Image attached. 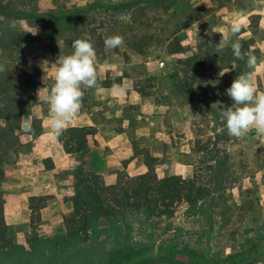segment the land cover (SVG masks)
Returning a JSON list of instances; mask_svg holds the SVG:
<instances>
[{"label": "rangeland", "instance_id": "rangeland-1", "mask_svg": "<svg viewBox=\"0 0 264 264\" xmlns=\"http://www.w3.org/2000/svg\"><path fill=\"white\" fill-rule=\"evenodd\" d=\"M260 1L36 0V9L50 15L44 28L36 19L0 17L4 82L16 79L19 71L27 77L36 70L41 82L39 68L44 59L68 61L85 36L95 34L114 43L104 48L105 61L124 62L125 73L139 80L146 91H154L162 102L187 106L177 124L169 122L174 110L167 115L172 142L180 147L191 138L194 144L191 155L178 150L177 159L193 165L198 184L218 187L212 199L194 209L189 210L184 202L178 204L172 218L149 219L133 213L128 219L120 214L113 220H100L86 242L66 244L65 216L59 219L63 226L53 240L39 238L41 221H30L31 230L9 228L11 244L0 250V264H264V51L254 45L244 55L246 73L240 77L229 60L233 55L229 37L237 33L233 24L239 23L240 31L246 25L252 29L248 12L258 2L264 11ZM70 26L77 27L75 34ZM13 31L29 33L36 40L21 51H12L5 43ZM244 34L247 31L242 38ZM254 34L249 39L263 41L264 27L258 25ZM76 36L81 39L75 40ZM192 54H198L204 64L195 85L198 94L189 86L192 73L187 74L180 64ZM67 72L68 83L73 84L71 69ZM236 81L241 86L234 101L229 93ZM202 147L215 150L219 165L214 166L210 155L195 151ZM143 155L148 171L153 170L158 178L170 174V167L162 168L158 159ZM127 165L122 162L117 175H128ZM9 186L2 182L0 189L4 192Z\"/></svg>", "mask_w": 264, "mask_h": 264}, {"label": "crops", "instance_id": "crops-1", "mask_svg": "<svg viewBox=\"0 0 264 264\" xmlns=\"http://www.w3.org/2000/svg\"><path fill=\"white\" fill-rule=\"evenodd\" d=\"M255 15L260 16L259 27H264V11L261 10L259 2L248 12V17ZM240 29L242 26L239 23L233 24V32H239ZM245 29L247 34L244 35L250 37L243 38L254 37L251 28L246 25ZM256 43L254 45L264 51V40ZM42 64L39 68L41 83L37 88L34 113L22 121L20 132L23 147L16 157V166L10 175L0 182V185L2 182L10 184L3 192L4 219L8 231L9 228L31 230L32 212L29 199L51 195L53 199L50 204L40 212L41 225L37 231L40 233L39 238L53 240L52 236L58 234V229L61 228L59 219L73 211V174L83 163L86 170H92L100 175L107 185H111L118 180L116 169L122 162L128 163L130 177L147 173L143 155L146 152L159 160L160 167H170V174L174 173L184 179L194 178L193 165L177 159L178 150L184 155L194 152L191 138L184 140L187 144L178 147V143L172 142V130H167L166 126L167 115L172 110L174 118L172 121L169 119V122L177 124V117H182L187 106L162 102L154 91H147L149 95L143 96V87L138 83L139 80L131 78L123 70L124 62H107L98 58L93 51L76 53L66 62L64 58H58L56 61L54 58L44 59ZM69 68L73 74L71 85L67 79ZM233 68L235 69L234 64ZM107 78H121L122 84L112 88L97 85L98 81ZM87 80L96 84L88 87L84 83ZM196 84L197 82L192 88L193 92L198 94L195 90ZM233 91L232 89L229 95L234 96ZM33 120L41 121V134L34 135L31 132ZM71 127L96 129L95 134L88 137L85 156L67 154L55 135L57 131ZM165 157L167 159H164ZM46 163L49 166H46ZM165 177V174L159 175V179ZM45 233L49 235L44 236ZM64 235L65 233H62L60 236ZM8 239L10 240L9 234Z\"/></svg>", "mask_w": 264, "mask_h": 264}, {"label": "trees", "instance_id": "trees-1", "mask_svg": "<svg viewBox=\"0 0 264 264\" xmlns=\"http://www.w3.org/2000/svg\"><path fill=\"white\" fill-rule=\"evenodd\" d=\"M36 0H3L0 1V17L7 20H22L30 22L36 19L45 27L49 19V13L37 10ZM252 31L258 29L260 16H252ZM76 26H70L69 30L76 33ZM241 30L230 35V43L233 55L230 59L235 65L234 73L240 77L246 73L245 61L243 59L254 46V39H245L241 35ZM75 40L81 39L79 36ZM5 43L12 51H21L25 44L34 42L36 39L29 33L13 31L7 37ZM80 44L76 45L75 53L93 51L98 58H105V47L115 46L111 41L95 34L85 36ZM4 44V43H3ZM96 45L94 47L93 45ZM86 45L85 49L80 48ZM119 53L118 48L114 51ZM14 63V62H12ZM180 64L185 67V72L192 73L189 86L197 81L199 71L204 68L198 54L186 57ZM3 69L0 67V182L10 175L16 166V157L23 147V137L20 132L24 118H30L34 113L36 100L34 92L40 86V71L36 70L33 75L21 74L13 81H2L1 74ZM13 71L16 69L14 67ZM12 72V71H11ZM121 78H113L98 81L97 85L102 88L120 87ZM71 85V84H70ZM240 83L236 81L233 91L234 101L240 92ZM143 96H148L146 87L141 90ZM236 103V102H235ZM43 131L42 123L33 120L31 132L34 135L41 134ZM94 127H71L59 130L55 133L58 141L62 144L67 154L84 155L88 149V137L95 134ZM200 152L210 155L214 166L219 165L218 154L210 147L199 148ZM210 167L216 171V167ZM218 172V171H217ZM75 195L72 198L73 211L64 218L67 242L88 241L89 235L98 227L100 220H113L120 214H124L126 219L133 213L144 215L146 218H172L178 204L184 202L189 206V210L194 209L199 204L203 205L212 199V191L217 190L215 185L210 187L198 184L196 178L184 179L174 173L159 179L153 170L147 173L130 177L127 174L119 173L115 184L107 185L103 178L93 172L79 167L74 174ZM220 183L223 177L218 172ZM51 195L34 196L29 199V208L32 212L31 223L40 222V212L45 208ZM4 194L0 189V250L8 248L11 243L8 239V226L4 219ZM66 243V244H69Z\"/></svg>", "mask_w": 264, "mask_h": 264}, {"label": "built area", "instance_id": "built-area-1", "mask_svg": "<svg viewBox=\"0 0 264 264\" xmlns=\"http://www.w3.org/2000/svg\"><path fill=\"white\" fill-rule=\"evenodd\" d=\"M163 65V63H161V66Z\"/></svg>", "mask_w": 264, "mask_h": 264}]
</instances>
